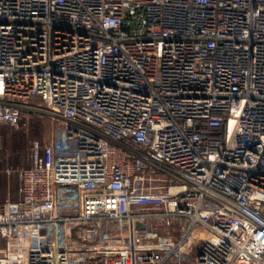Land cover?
I'll return each instance as SVG.
<instances>
[{
  "label": "built area",
  "instance_id": "2783aa9c",
  "mask_svg": "<svg viewBox=\"0 0 264 264\" xmlns=\"http://www.w3.org/2000/svg\"><path fill=\"white\" fill-rule=\"evenodd\" d=\"M36 142L0 264H264V0H0V129Z\"/></svg>",
  "mask_w": 264,
  "mask_h": 264
},
{
  "label": "rangeland",
  "instance_id": "374dc122",
  "mask_svg": "<svg viewBox=\"0 0 264 264\" xmlns=\"http://www.w3.org/2000/svg\"><path fill=\"white\" fill-rule=\"evenodd\" d=\"M59 130L57 123L47 114L25 112L19 128L4 127L0 129V175L8 169L26 168L31 162L33 146L36 142L42 146L49 145L56 139ZM7 187L12 197L18 192L17 176L8 177ZM0 178V183L4 180ZM0 185V199L3 196Z\"/></svg>",
  "mask_w": 264,
  "mask_h": 264
},
{
  "label": "trees",
  "instance_id": "16d2710c",
  "mask_svg": "<svg viewBox=\"0 0 264 264\" xmlns=\"http://www.w3.org/2000/svg\"><path fill=\"white\" fill-rule=\"evenodd\" d=\"M30 165V164H29ZM2 174V176L0 175V178L2 177L3 179H4V177L7 179V177H6V175H5V173H1ZM6 179H4L3 180V182L2 183H0V185H2L3 187V196L1 197V198H6L5 196L7 195V194H9L10 192H9V188L7 187V180ZM1 191V190H0ZM5 195V196H4ZM15 200V199H14ZM17 200V199H16ZM15 200V201H16Z\"/></svg>",
  "mask_w": 264,
  "mask_h": 264
},
{
  "label": "crops",
  "instance_id": "0c3cea01",
  "mask_svg": "<svg viewBox=\"0 0 264 264\" xmlns=\"http://www.w3.org/2000/svg\"><path fill=\"white\" fill-rule=\"evenodd\" d=\"M5 196V195H4ZM6 198L0 199V202H5L7 199H11L12 201H15L16 199L18 200V192L12 197V195L7 194L5 196ZM15 199V200H14Z\"/></svg>",
  "mask_w": 264,
  "mask_h": 264
}]
</instances>
